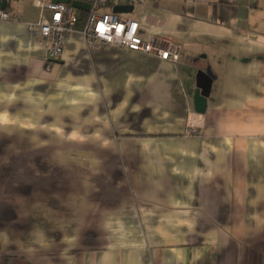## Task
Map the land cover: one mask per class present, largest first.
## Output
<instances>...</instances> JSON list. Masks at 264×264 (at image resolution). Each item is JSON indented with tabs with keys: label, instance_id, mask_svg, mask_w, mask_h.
<instances>
[{
	"label": "crops",
	"instance_id": "obj_1",
	"mask_svg": "<svg viewBox=\"0 0 264 264\" xmlns=\"http://www.w3.org/2000/svg\"><path fill=\"white\" fill-rule=\"evenodd\" d=\"M4 6L0 264H264V0H141L177 62L75 31L49 69L38 8Z\"/></svg>",
	"mask_w": 264,
	"mask_h": 264
},
{
	"label": "built area",
	"instance_id": "obj_2",
	"mask_svg": "<svg viewBox=\"0 0 264 264\" xmlns=\"http://www.w3.org/2000/svg\"><path fill=\"white\" fill-rule=\"evenodd\" d=\"M90 5L88 11L76 9L70 3L51 2V0H31L38 8V17L29 27L37 25L39 40L46 46L45 68L49 61H58L68 36L78 31L92 48L115 45L131 52L153 54L161 60L177 62L181 54V45L172 39L155 35L144 39L139 34L138 20L133 17H121L112 10H100L101 7L133 5L141 0H79ZM78 11L84 12L82 18ZM8 13L0 8V19H7ZM197 119L188 117L187 131L196 132Z\"/></svg>",
	"mask_w": 264,
	"mask_h": 264
},
{
	"label": "water",
	"instance_id": "obj_3",
	"mask_svg": "<svg viewBox=\"0 0 264 264\" xmlns=\"http://www.w3.org/2000/svg\"><path fill=\"white\" fill-rule=\"evenodd\" d=\"M6 0H0V8L4 9V3ZM51 2H62L70 3V5L76 9L88 11L90 5L88 3L80 2L79 0H51ZM132 10V5H116L113 7L112 11L116 13L130 12ZM210 87V79L205 72L199 71L197 73L196 79V89L194 92V103L197 112L202 113L205 109L206 97L208 95Z\"/></svg>",
	"mask_w": 264,
	"mask_h": 264
},
{
	"label": "trees",
	"instance_id": "obj_4",
	"mask_svg": "<svg viewBox=\"0 0 264 264\" xmlns=\"http://www.w3.org/2000/svg\"><path fill=\"white\" fill-rule=\"evenodd\" d=\"M113 7H114V6H109V8H108V9L112 10V9H113ZM78 14H79V17H80V18H82V17H83V15H84V12H82V11H78Z\"/></svg>",
	"mask_w": 264,
	"mask_h": 264
},
{
	"label": "rangeland",
	"instance_id": "obj_5",
	"mask_svg": "<svg viewBox=\"0 0 264 264\" xmlns=\"http://www.w3.org/2000/svg\"><path fill=\"white\" fill-rule=\"evenodd\" d=\"M21 1H22V0H21ZM44 1H46V0H44ZM47 1H48V0H47ZM27 4H28V2H27ZM100 10L104 11V10H108V8H106V7L104 6V7H101Z\"/></svg>",
	"mask_w": 264,
	"mask_h": 264
}]
</instances>
